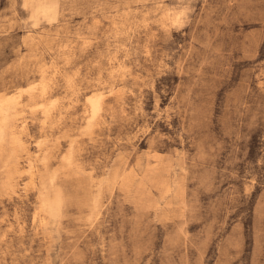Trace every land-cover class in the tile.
Masks as SVG:
<instances>
[{"label":"rangeland","instance_id":"rangeland-1","mask_svg":"<svg viewBox=\"0 0 264 264\" xmlns=\"http://www.w3.org/2000/svg\"><path fill=\"white\" fill-rule=\"evenodd\" d=\"M0 264H264V0H0Z\"/></svg>","mask_w":264,"mask_h":264},{"label":"bare ground","instance_id":"bare-ground-1","mask_svg":"<svg viewBox=\"0 0 264 264\" xmlns=\"http://www.w3.org/2000/svg\"><path fill=\"white\" fill-rule=\"evenodd\" d=\"M48 93V86L47 84H44L43 87H42V91L40 93V96H44ZM24 127V126H23Z\"/></svg>","mask_w":264,"mask_h":264}]
</instances>
